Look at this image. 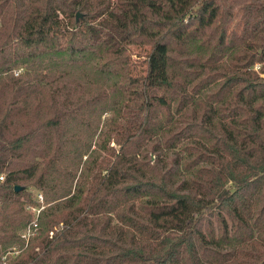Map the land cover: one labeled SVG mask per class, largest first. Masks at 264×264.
<instances>
[{"label":"trees","instance_id":"1","mask_svg":"<svg viewBox=\"0 0 264 264\" xmlns=\"http://www.w3.org/2000/svg\"><path fill=\"white\" fill-rule=\"evenodd\" d=\"M0 175L13 264H264V0H0Z\"/></svg>","mask_w":264,"mask_h":264},{"label":"rangeland","instance_id":"2","mask_svg":"<svg viewBox=\"0 0 264 264\" xmlns=\"http://www.w3.org/2000/svg\"><path fill=\"white\" fill-rule=\"evenodd\" d=\"M147 48L148 47H144V48L132 47V50H131L132 61L136 65L134 73H138V74L142 73L143 70L145 69V55L147 52ZM23 68H24V66H19L17 69H15V71H14L15 74L23 72ZM72 78H76V79H75V82H74L73 86L71 87V89H69L68 94H71L72 100H75V101H79L81 99L89 98L92 94L94 95L96 92H98L100 90V88H102L104 86V83L102 81L94 80L93 78L89 77L86 74L83 75L82 72H79L77 74L72 75ZM54 83L60 86L58 94H66L63 80H60L59 82H58V80H56V81H54ZM112 116H113V113L111 111H108V112L102 114V116L100 118L99 131L93 137L92 146H91L90 150L96 151V152L101 150V149H99V142L102 140L103 134L106 131L108 124H109V121H110ZM109 146H112V142L109 143ZM91 152L90 151L87 152L86 155L83 156L82 160L84 161L86 156H88ZM90 158H91V156H90ZM88 159H89V157L87 158V160ZM37 192L38 191L34 192V197H35V194ZM43 198H44V196H43ZM45 200H47V199H45ZM54 202L55 201H52V202H50V204H52ZM43 204H44V201H43ZM27 206H26V210L33 213V219H32V221H33L34 218L36 217L35 213L33 210L28 209L30 205H27ZM30 208L34 209L37 207L30 206ZM29 226H30V224H28L23 229L22 234L27 231ZM39 233H40L39 229H37V231H35L34 233H31L30 235H28L26 237L21 236L22 239L24 240V247L27 246V244L30 242L31 238L38 236ZM50 234H52V232H50ZM20 251H21L20 249L13 247V249L11 248L10 250H7L6 252H4L2 255H0V258L2 261L1 264H13L12 260L19 254Z\"/></svg>","mask_w":264,"mask_h":264},{"label":"built area","instance_id":"3","mask_svg":"<svg viewBox=\"0 0 264 264\" xmlns=\"http://www.w3.org/2000/svg\"><path fill=\"white\" fill-rule=\"evenodd\" d=\"M257 67V66H256ZM3 179V175H0V181ZM35 199L38 201V202H40V204H41V206H39V207H37V208H30V206H29V210H33L34 211V213H35V218H34V220L33 221H31V223H30V226H29V228L27 229V231L25 232V233H23L22 234V236L23 237H26V236H28V235H30L31 233H34L35 231H37V229H38V223H37V217H38V214H39V212H40V210L43 208V201H44V198H43V194L41 193V192H37L36 194H35ZM28 207V206H27Z\"/></svg>","mask_w":264,"mask_h":264}]
</instances>
